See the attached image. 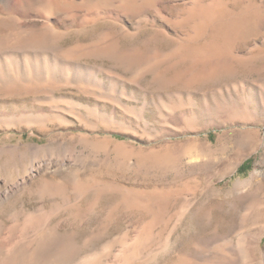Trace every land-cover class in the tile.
I'll return each instance as SVG.
<instances>
[{
  "label": "rangeland",
  "instance_id": "rangeland-1",
  "mask_svg": "<svg viewBox=\"0 0 264 264\" xmlns=\"http://www.w3.org/2000/svg\"><path fill=\"white\" fill-rule=\"evenodd\" d=\"M0 193V258L264 264V0H0Z\"/></svg>",
  "mask_w": 264,
  "mask_h": 264
},
{
  "label": "bare ground",
  "instance_id": "bare-ground-1",
  "mask_svg": "<svg viewBox=\"0 0 264 264\" xmlns=\"http://www.w3.org/2000/svg\"><path fill=\"white\" fill-rule=\"evenodd\" d=\"M1 195L2 193H0V200L2 199ZM43 223L44 222L29 223V225H32H28V228H30V230L33 229L34 231H32L34 234L31 235L30 232L29 234L34 238L30 240V238H27V235L29 237V234L26 233V237H22L21 240H19L18 242L16 241L15 244L13 243V245H11L9 248H6L4 253L1 252V264H6L7 260V264H9L10 260L11 262H14V258H17L19 264H53V259L55 258L57 260H60V262L66 263L73 260L78 249H74V244L72 245L73 241L70 239V235L68 236L69 238H67L66 236L61 234L57 228L51 227L50 223L49 226L46 225L47 223ZM52 256H54L55 258ZM17 260L15 259V261ZM56 261L54 260V262ZM72 264H95V256H91L90 254L89 256H85V258L83 257L78 261H74Z\"/></svg>",
  "mask_w": 264,
  "mask_h": 264
}]
</instances>
